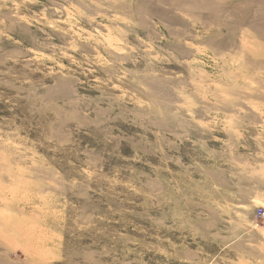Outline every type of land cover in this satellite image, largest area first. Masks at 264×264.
<instances>
[{
  "label": "rangeland",
  "instance_id": "obj_1",
  "mask_svg": "<svg viewBox=\"0 0 264 264\" xmlns=\"http://www.w3.org/2000/svg\"><path fill=\"white\" fill-rule=\"evenodd\" d=\"M264 0H0V264H264Z\"/></svg>",
  "mask_w": 264,
  "mask_h": 264
},
{
  "label": "built area",
  "instance_id": "obj_2",
  "mask_svg": "<svg viewBox=\"0 0 264 264\" xmlns=\"http://www.w3.org/2000/svg\"><path fill=\"white\" fill-rule=\"evenodd\" d=\"M258 215L261 217L264 216V211L262 209H259Z\"/></svg>",
  "mask_w": 264,
  "mask_h": 264
}]
</instances>
